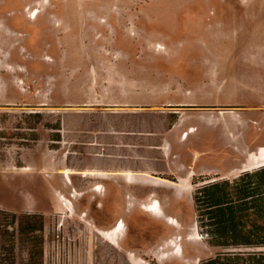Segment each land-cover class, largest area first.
I'll list each match as a JSON object with an SVG mask.
<instances>
[{
	"label": "rangeland",
	"instance_id": "374dc122",
	"mask_svg": "<svg viewBox=\"0 0 264 264\" xmlns=\"http://www.w3.org/2000/svg\"><path fill=\"white\" fill-rule=\"evenodd\" d=\"M119 107L155 110L161 128L176 110L186 120L199 118L195 137L212 148L208 158L221 174L169 183L171 196L151 194L145 201H157L162 216L137 204L163 223L157 237L160 226H127L116 215L124 237L111 239L113 226H92L79 208L82 194L68 195L71 209L57 199L70 187L65 156L80 157L84 140L64 125L88 129L102 122L104 114L95 111ZM259 109L264 0H0V210L40 213L44 222L38 254L16 233L14 249L4 241L5 264L13 257L16 264L33 258L35 264H199L213 256L190 195L197 185L264 165V121L248 117ZM33 172L45 183L33 182ZM169 219L178 221V231ZM127 231L131 244L143 242L139 248L119 247Z\"/></svg>",
	"mask_w": 264,
	"mask_h": 264
},
{
	"label": "crops",
	"instance_id": "0c3cea01",
	"mask_svg": "<svg viewBox=\"0 0 264 264\" xmlns=\"http://www.w3.org/2000/svg\"><path fill=\"white\" fill-rule=\"evenodd\" d=\"M95 112L104 116L102 122L97 121L93 127L76 130L64 125L67 133L83 132L81 137L84 140L79 142L82 148L80 157L75 161L73 157L69 158V153L74 152H68L65 156V169L71 173L70 187L65 191H59L68 199L75 197V193L82 194L79 208L88 212L92 226H114L116 222L121 221L116 219V215H121L127 226H160L159 232L155 235L157 237L163 230V223L135 207L137 204L148 205L150 202H146L145 199L151 198V194H157L162 198L172 195L168 185L157 184L156 181L165 180L170 182V185H178L181 181L194 183L196 177L206 175L221 177V174L216 172L214 160L211 162L212 159L208 158L212 148L208 143L195 137V133L202 125L199 118L186 120L180 117L179 110H176L171 125L161 128V122L153 118L155 110L152 109L119 107ZM250 112L248 117L254 122L259 118L264 121V109ZM154 122L158 123L156 127L153 126ZM191 126L196 129L192 131ZM210 132L211 128L209 137ZM185 133L188 135L185 136ZM40 158L34 160L36 172L41 171ZM254 169L239 171L231 177ZM33 179V182L41 180V184L45 183L41 175L37 176L36 173L33 174ZM190 196L193 198V195ZM48 201L49 206L53 205L55 212L64 214L49 198ZM181 202L178 203L180 208ZM183 212L185 213L184 210ZM193 213L196 215V212ZM81 223L83 226H90L84 220ZM91 229L99 234L96 229ZM128 239L127 231L119 247L139 248L143 244L142 242L133 245ZM125 254L127 255L126 252Z\"/></svg>",
	"mask_w": 264,
	"mask_h": 264
},
{
	"label": "trees",
	"instance_id": "16d2710c",
	"mask_svg": "<svg viewBox=\"0 0 264 264\" xmlns=\"http://www.w3.org/2000/svg\"><path fill=\"white\" fill-rule=\"evenodd\" d=\"M193 200L198 232L215 249L213 256L201 259L199 264H264V165L232 179H214L197 185ZM10 215L11 222L7 220ZM43 230L40 213L17 215L0 210V264H5L1 256L7 249L4 241H11L14 249L16 233L34 256L38 254ZM11 264H16L14 257Z\"/></svg>",
	"mask_w": 264,
	"mask_h": 264
},
{
	"label": "bare ground",
	"instance_id": "6f19581e",
	"mask_svg": "<svg viewBox=\"0 0 264 264\" xmlns=\"http://www.w3.org/2000/svg\"><path fill=\"white\" fill-rule=\"evenodd\" d=\"M88 174V173H87ZM158 182L157 184H166L169 185L170 182L165 181V180H158L156 181ZM181 187H179L180 189ZM77 194V193H75ZM57 199L60 202V204H62L63 206H65L67 209H71L72 206L70 204V200L61 192L57 193ZM144 206H148V208L143 207L146 211H150L152 214H154L155 216H162L161 213V206L159 205V203L157 201L155 202H150L149 205H144ZM169 226H171L174 231H178V227H179V223L178 221H176L175 219H169ZM124 222L123 221H118L116 222V224L107 231V235L109 238L111 239H115V240H119L120 238L124 237ZM196 237H200L199 234L196 235Z\"/></svg>",
	"mask_w": 264,
	"mask_h": 264
}]
</instances>
